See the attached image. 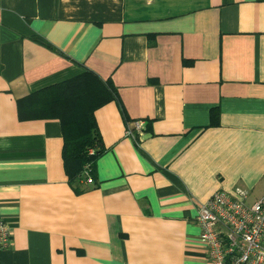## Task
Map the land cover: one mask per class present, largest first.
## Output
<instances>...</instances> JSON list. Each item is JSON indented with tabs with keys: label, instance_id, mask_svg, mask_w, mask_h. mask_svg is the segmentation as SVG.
Listing matches in <instances>:
<instances>
[{
	"label": "crops",
	"instance_id": "1",
	"mask_svg": "<svg viewBox=\"0 0 264 264\" xmlns=\"http://www.w3.org/2000/svg\"><path fill=\"white\" fill-rule=\"evenodd\" d=\"M85 71L115 97L76 192L60 122L18 100ZM218 190L264 199V0H0V264H209Z\"/></svg>",
	"mask_w": 264,
	"mask_h": 264
},
{
	"label": "trees",
	"instance_id": "2",
	"mask_svg": "<svg viewBox=\"0 0 264 264\" xmlns=\"http://www.w3.org/2000/svg\"><path fill=\"white\" fill-rule=\"evenodd\" d=\"M114 97L110 86L85 71L18 100L21 118L60 122L64 135V168L76 192L86 191L94 181L95 163L104 151L94 112Z\"/></svg>",
	"mask_w": 264,
	"mask_h": 264
},
{
	"label": "built area",
	"instance_id": "3",
	"mask_svg": "<svg viewBox=\"0 0 264 264\" xmlns=\"http://www.w3.org/2000/svg\"><path fill=\"white\" fill-rule=\"evenodd\" d=\"M143 128V121H134L126 135L134 138ZM246 199L241 190L237 197L218 190L200 205L196 222L209 264H264V199L251 204ZM10 241V229L0 216V251L8 249Z\"/></svg>",
	"mask_w": 264,
	"mask_h": 264
}]
</instances>
